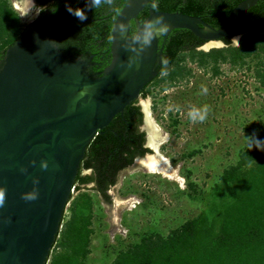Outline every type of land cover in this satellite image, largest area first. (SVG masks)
<instances>
[{"label": "water", "instance_id": "obj_1", "mask_svg": "<svg viewBox=\"0 0 264 264\" xmlns=\"http://www.w3.org/2000/svg\"><path fill=\"white\" fill-rule=\"evenodd\" d=\"M149 1L126 0L116 14L110 59L97 76L87 74V59L66 57L49 37L68 0L6 48L0 68V264H45L72 184L91 189L102 215L119 220L127 206L115 187L124 174L141 167L178 180L154 151L165 133L143 115L120 113L155 75L160 35L178 28L217 41L257 0L238 2L216 29L200 17L150 7L138 22Z\"/></svg>", "mask_w": 264, "mask_h": 264}, {"label": "trees", "instance_id": "obj_2", "mask_svg": "<svg viewBox=\"0 0 264 264\" xmlns=\"http://www.w3.org/2000/svg\"><path fill=\"white\" fill-rule=\"evenodd\" d=\"M64 1L34 0L39 16L27 25L12 8L10 0H0V68L6 48L13 45L30 25L48 17ZM68 1L72 4H66L54 18L60 22L51 29L49 37L66 57L87 59V74L97 76L109 62L111 24L126 0ZM240 1L150 0L138 13L137 20L141 22L145 18L150 6L153 11H176L200 17L216 29ZM242 16L238 27L221 38L224 46L207 51L198 49L204 40L186 29L175 28L161 35L157 39L161 65L154 82L158 84V90L190 76L191 69L186 67V61L194 63L203 72L209 71L210 76L220 74L219 63L227 62L237 67L245 63L255 80L264 84V0H257ZM133 31L131 20L129 34ZM233 35H239L236 45L231 42ZM141 92L143 97L147 94L146 90ZM260 111H264V105ZM176 113L168 116L167 126H173L171 132L175 131L178 122ZM120 114L142 115L135 99ZM196 152H199L198 148L187 154ZM233 154L234 161L223 166L206 190L190 179L191 171L186 168L183 174L185 188L181 190L175 186L174 194L202 202V206L194 205L189 215L175 225L161 217L147 220L146 234L138 242L116 251L109 264H264V116L257 115L252 136ZM157 178V186L158 183L161 186L162 182ZM74 190L75 197L68 202L67 214H62L61 227L46 264H88L84 259L89 252L88 236L93 231L90 226L93 197L85 190H92L76 185ZM139 195L142 199L136 214L138 210L147 213L152 206L151 198L144 191ZM160 221L165 226L164 231L157 227Z\"/></svg>", "mask_w": 264, "mask_h": 264}, {"label": "rangeland", "instance_id": "obj_3", "mask_svg": "<svg viewBox=\"0 0 264 264\" xmlns=\"http://www.w3.org/2000/svg\"><path fill=\"white\" fill-rule=\"evenodd\" d=\"M11 2H17L21 9L23 0ZM18 13L21 20L29 18V15H37L35 8L26 4ZM237 43L238 39H233L232 44ZM220 46L214 45L215 48ZM202 50L206 51L208 47ZM185 65L191 69L190 76L176 80L162 91L155 84L148 90L149 96L141 100L146 103L144 106L147 111L151 107V120L159 126L160 131L166 132V140L157 145L155 151L168 160L179 181L141 167L124 174L115 187L117 196L127 206L118 213L119 220L103 216L92 191L85 190L93 197L90 217L93 231L88 236L89 252L84 259L88 264H109L116 251L138 242L146 234L147 220L161 217L175 225L178 220H184L189 215L194 205L202 206V202H193L184 195L174 194L176 187L181 190L185 188V169L191 171L190 179L206 190L223 166L228 161H234L233 152L237 147L252 136L257 115L264 116V111H260L264 105V84L254 80L255 77L246 68L247 64L237 67L221 63L217 76H210L209 71L203 72L192 62L186 61ZM154 101L157 102L155 105ZM174 111H177L175 116L178 122L175 131L171 132L173 126H167V120ZM197 148L199 152L187 154ZM229 150L230 154L227 155L226 151ZM156 178L162 182L161 186L159 183L157 186ZM140 191L147 193L152 206L147 213L146 210H138L136 214L142 199ZM75 194L73 190L71 198ZM69 203L65 206L66 214ZM157 225L165 230L161 221Z\"/></svg>", "mask_w": 264, "mask_h": 264}, {"label": "clouds", "instance_id": "obj_4", "mask_svg": "<svg viewBox=\"0 0 264 264\" xmlns=\"http://www.w3.org/2000/svg\"><path fill=\"white\" fill-rule=\"evenodd\" d=\"M149 2H150V1H149ZM34 4H35V2H34ZM34 4L31 5V6H32L33 8H35V11H36L37 15H35L34 17H31V15H29V18H27V19L24 18V20H21V21H23V22H24L25 24H27V25L31 24V23H32V22H33V21L39 16V9H38L37 7H34ZM15 5H18V6H19V4H18L17 2H14V3L11 2V6H12V8H13L14 10H16L17 12H19L20 9H19V8L17 9V8L15 7ZM145 6H146V5H145ZM145 6H144V7H145ZM144 7H143V8H144ZM148 7H150V6H148ZM143 8H142V9H143ZM150 8H151V7H150ZM142 9H141V10H142ZM141 10H140V11H141ZM167 12H168V11H167ZM173 12H176V11H173ZM36 13H35V14H36ZM19 15H20V14H19ZM50 15H51V14H50ZM26 17H27V16H26ZM196 17H197V16H196ZM46 18H47V17H46ZM136 19H137V17H136ZM137 21H138V20H137ZM207 25H208V24H207ZM160 36H161V35H160ZM160 36H159V37H160ZM159 37H158V38H159ZM158 38H157V39H158ZM235 38L239 39V35H233V36L231 37V42H233V39H235ZM210 42H211V43H212V42L217 43V44H219V46H220V45L224 46V44H223V42L221 41V39H219V40H217V41H204V42L198 47V49L202 50L203 47H207V46H206V43H210ZM211 43H210V44H211ZM156 44H157V43H156ZM210 44H209V46H208V50H209L210 48H215L214 45H210ZM215 45H216V44H215ZM222 46H220V47H222ZM156 48H157V45H156ZM217 48H219V47H217ZM206 51H207V50H206ZM160 54H161V53H160ZM224 63H227V62H224ZM219 64H221V63H219ZM218 66H219V65H218ZM158 76H159V75H158ZM158 76H156V77L153 76V77H152V78H151V79H150V80L144 85V86H145V89H144V90L147 91V94H146L144 97H141V98H140V103L142 104L143 108H144L145 111H146V112H145V117H146L148 120H150L152 123L154 122L153 119L151 120V118H152V117H151V114H152L151 111H152V109H151V107H150V111H147V109H146L145 106H144L146 103H145V104L142 103L141 100L149 96V93H148L149 91H148V90L151 89V88H153V86L156 84V83H154V82H155V80L158 78ZM254 80H255V79H254ZM255 81L258 83L257 80H255ZM144 86H143V87H144ZM143 87H142V88H143ZM142 88H141V89H142ZM139 92H140V91H139ZM137 98H138V97H137ZM145 102H146V101H145ZM154 124L159 128V126H158L155 122H154ZM159 130H161V129L159 128ZM162 132H163V131H162ZM164 133L166 134V132H164ZM165 134H164V139L166 140V135H165ZM165 140H164V141H165ZM162 141H163V140H162ZM162 141H161V142H162ZM161 142H160V144H161ZM158 145H159V144H158ZM157 174H158V173H157ZM73 190H74V184H72V186H71V188H70V193H69V197H68V200H67V202H66V205L68 204V201H69V199L71 198V194H72ZM74 191H75V190H74ZM130 200H131V199H130ZM138 203H139V201L136 202V204H138ZM66 205H65V206H66ZM129 205H131V204H129ZM132 206L134 207V205H132ZM132 206H131V207H132ZM133 207H132V208H133ZM63 213H65V207H64ZM63 213H62V214H63ZM50 252H51V251H50ZM49 254H50V253H49ZM48 257H49V256H48ZM47 259H48V258H47ZM47 259H46L45 264L47 263Z\"/></svg>", "mask_w": 264, "mask_h": 264}, {"label": "flooded vegetation", "instance_id": "obj_5", "mask_svg": "<svg viewBox=\"0 0 264 264\" xmlns=\"http://www.w3.org/2000/svg\"><path fill=\"white\" fill-rule=\"evenodd\" d=\"M140 12V11H139ZM138 12V13H139ZM138 15V14H137ZM161 54H160V51H158V47L156 48V51H155V59H154V63H153V70H154V72H155V75H154V77H156V76H158V74H157V69L160 67V65H161ZM143 90L145 89V86L142 88ZM141 89V90H142ZM141 90H140V92H139V96H138V98H136L135 99V101H136V105H138L139 106V108H140V110H141V113H142V115L145 117V109L143 108V106H142V104L140 103V98L141 97H143V96H141V94L140 93H142L141 92ZM160 144V143H159ZM157 147V146H156ZM155 151V150H154ZM147 170V169H146ZM150 171V170H149ZM151 172V171H150Z\"/></svg>", "mask_w": 264, "mask_h": 264}, {"label": "bare ground", "instance_id": "obj_6", "mask_svg": "<svg viewBox=\"0 0 264 264\" xmlns=\"http://www.w3.org/2000/svg\"><path fill=\"white\" fill-rule=\"evenodd\" d=\"M27 2V1H26ZM15 7L18 9V6L17 5H15ZM24 9V4L22 3V7H21V9L20 10H23ZM157 28H159V27H157ZM157 32V30L155 29V33ZM215 44H217V43H214V42H212L210 45H215ZM207 46V45H206ZM152 173H155V172H153V171H151Z\"/></svg>", "mask_w": 264, "mask_h": 264}, {"label": "crops", "instance_id": "obj_7", "mask_svg": "<svg viewBox=\"0 0 264 264\" xmlns=\"http://www.w3.org/2000/svg\"><path fill=\"white\" fill-rule=\"evenodd\" d=\"M24 5L26 4V0H23V2H22ZM19 8V7H18ZM20 9V8H19Z\"/></svg>", "mask_w": 264, "mask_h": 264}]
</instances>
